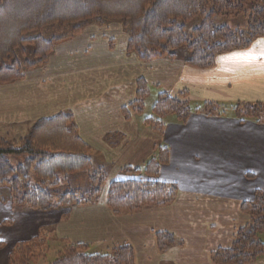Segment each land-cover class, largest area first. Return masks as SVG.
<instances>
[{"label":"crops","instance_id":"obj_1","mask_svg":"<svg viewBox=\"0 0 264 264\" xmlns=\"http://www.w3.org/2000/svg\"><path fill=\"white\" fill-rule=\"evenodd\" d=\"M128 40L122 26L115 23L90 25L58 43L46 64L26 71L21 81L0 86V125L23 134L32 127L28 120L72 109L81 138L90 147H98L111 162L110 184L138 177L127 169L144 171L160 148H167L169 162L153 179L176 185L178 199L166 207L115 215L108 206V186L98 202L30 212L13 206L10 192L0 186V241L11 245L40 232L44 236L53 232L61 244H96L109 250L128 243L134 248L136 264H159L162 256L171 253H175L174 264H213L212 253L230 248L238 232L250 225L243 204L253 203L258 193L264 194V120L234 112L238 104L264 105V59L237 55L254 45L257 52L264 49V43H258L264 36L247 48L220 54L214 65L205 69L179 59L145 64L128 54ZM139 79L174 98L186 92L194 111L185 121L170 116L162 133L149 126L139 128L121 114L118 98L123 94L128 97L130 83L134 94ZM206 103L226 111L208 114L202 110ZM110 138L120 142L117 147L107 143ZM10 161L20 160L11 157ZM181 198L186 216H194L198 222L200 236H181L184 246L163 255L155 234L172 230L169 211ZM10 221L11 226L7 225ZM215 228L219 232L212 235ZM6 261L5 251L0 250V264ZM252 264H264V257Z\"/></svg>","mask_w":264,"mask_h":264},{"label":"trees","instance_id":"obj_2","mask_svg":"<svg viewBox=\"0 0 264 264\" xmlns=\"http://www.w3.org/2000/svg\"><path fill=\"white\" fill-rule=\"evenodd\" d=\"M249 5L252 8L244 31L213 25L215 15H239ZM208 7H212L209 14ZM197 17L203 19L202 25L189 38L185 24ZM115 23L129 36L128 54L136 55L140 61L175 60L179 51L187 50L190 56L184 58L185 62L205 69L212 67L220 54L247 48L264 36V0H0V86L21 81L26 71L46 64L58 43L79 35L86 27ZM65 27L72 29L69 37L46 39L41 34L46 29ZM137 84L136 96L142 104L147 82L139 79ZM186 96V92L176 98L167 93L160 95L154 107L156 118L147 119V125L162 133L163 117L176 115L185 121L194 111ZM225 109L213 103L202 108L208 114ZM234 112L240 117L264 120L263 104H238ZM11 157L28 159L14 168ZM92 157L91 147L81 138L70 113L42 118L17 144L0 137V186L9 188L14 205L33 211L98 202L101 188L108 180L103 168L93 176L88 175L92 190L81 200L76 191L61 195L50 190L60 185L59 174L67 180L71 175L92 169ZM168 162L169 151L161 147L144 171L127 169V173L138 177L112 182L107 195L112 212L134 214L171 205L179 188L153 179ZM34 179L39 184L33 186ZM242 212L250 215V225L238 232L230 248L212 253L213 264H252L264 257V242L259 239L264 232V194L258 193L253 203H244ZM155 236L161 253L168 245L182 246L169 232H157ZM88 247L84 243L69 244L53 264H136L134 248L129 244L106 255H88ZM47 250L41 239L21 242L11 254L9 264H34L46 257Z\"/></svg>","mask_w":264,"mask_h":264},{"label":"rangeland","instance_id":"obj_3","mask_svg":"<svg viewBox=\"0 0 264 264\" xmlns=\"http://www.w3.org/2000/svg\"><path fill=\"white\" fill-rule=\"evenodd\" d=\"M251 8H252V6H250V5L246 6L244 13L239 14V15H220V14H217L213 17V25L217 28L228 26L233 31H235V30L244 31L247 27V24H248V18L250 15ZM211 10H212V7H208V9L206 11L209 14L211 12ZM202 22H203V19L201 17H197V18L193 19L192 21H190L189 23L185 24L186 25V34L189 38L193 35V31L195 29H198L202 25ZM41 34L46 39H51L52 37L61 38V37L66 36V35L69 37L70 35H72V29L70 27H65L62 29H60V28L52 29L51 28V29L43 30ZM116 45L117 44H115V48H116ZM178 56L179 57L177 59L185 60L184 58H188L190 56V53L187 50H181V51H179ZM143 63L147 64L149 62H143ZM24 78H25V75H24ZM4 86H6V85H4ZM137 86H138V84H137ZM133 87H134V85L130 83L128 86V97H126L124 94L122 96L118 97L120 100V103H121V110H120L121 114L124 116V118L126 120L131 121V122L133 121L134 123H137L139 125V128L147 127L148 126L147 122H146L147 119L156 118L154 107L157 104V102L159 101L160 95H162L166 91L163 89L161 91H158V88H155L154 86L147 83V95H146L145 99H143L142 104H141V103H138V97L136 96V92H137L138 88H136V92H134V94H131V92L133 91L132 90ZM132 95H133V97H132ZM62 103H64V105H65L66 100H64ZM62 103L60 104L61 110H62ZM62 112L70 113L74 118V112L72 109L70 110L69 108H65L64 110H62ZM170 116L177 117L176 115H167V116L163 117L162 121L164 122V124L166 121H168L167 119ZM74 121L78 127V123H77L76 119H74ZM28 122H29V126H31V125L33 126L35 124V122H37V120H35V121L28 120ZM22 127H23V125L20 126V128H22ZM149 127L153 131H155L153 129V127H151V126H149ZM26 133L27 132L20 134L19 131H15V130L14 131H8L6 128V125H3V124L0 125V137L9 138L12 144H17L19 142V140L21 139V137H24V135ZM114 138H116V137H114ZM114 138H110L107 141V143L110 144L112 147H117L120 142L115 140ZM99 150L100 149L98 147H92L91 146V155L93 156L92 157V159H93V163H92L93 168L92 169H88V170H85L81 173L71 175L69 177V179H67V180L65 179V177L62 174H59L60 185L57 188H53L50 190L52 192L57 191L61 195H64V194L69 193L71 191L72 192L76 191L78 193L77 197L79 200L83 199V197L88 195L87 192L92 190V186H91L92 182L90 180V177L88 176L89 174L91 176H93L100 169L103 168V170L106 171V174L109 177H110V175H112V169L110 166L111 162H109L105 158V156L103 155V152H101ZM14 158H17L18 160H20L18 163L14 162V161L12 162L13 164H15L14 168H17L20 165L24 164L25 160L28 159V157L27 158L26 157L25 158L24 157H14ZM129 169H131V168H129ZM123 174L127 175L125 172ZM131 175H132V173H131ZM32 177H34L33 174H32ZM121 181H124V180H121ZM31 184L33 186H35V185L39 184V182L37 180H35V181H32ZM109 184H110V182H108V180H107L106 184L101 188V194L99 195V197H101L105 193L106 188L109 186ZM6 189L10 192L8 187ZM8 196H4V198H6L7 200L10 199V197H8ZM177 199H178V196H177ZM0 201H1V199H0ZM183 204H184V198H181L179 203L177 205H175L174 207H172L171 211H169L170 216H171L172 228H171V226H169V227L172 230L160 231V232H169V233L173 234L175 236V238L178 240V242L179 241L182 242V246H184V244H185L184 238H187V239L191 238V237L196 238L197 236H200L198 232H200V230H201L198 222H195L194 216H191L188 214L186 216V211H185V207ZM13 206L18 207V205H14V204H13ZM20 207L26 208L30 212H48V211H33V210H30L29 208L22 206V205ZM63 208H69V207H63ZM15 210H17V208H15ZM50 211H52V210H50ZM18 212H21V211H18ZM166 212H168V211H166ZM12 223H13V227H14L16 225V221L13 219ZM12 223H11V221L7 222V225L9 224L11 226ZM192 226H193V229H191ZM218 232H219V230L217 228H215V229H213L212 235L218 234ZM181 236H183L184 238H182ZM9 237H11V236H9ZM213 238L214 237H212V239ZM33 239L43 240L45 242V244H47V248H48L47 253H46V257L44 259H41V260L35 262L34 264H53L56 261L59 253L63 249L68 247L69 244H72V243L61 244L60 240H58L56 234H54L53 232L47 233V234H45V236H44L43 232H40L39 236L32 238L30 240H27V241H32ZM259 239L264 242V232L259 234ZM6 240H7V238H6ZM27 241L23 240V241L13 243L11 245H9L3 241H0L3 244V247L0 250H4L6 257H7V261L5 262V264H9L10 256L12 253H14L16 246L21 242H27ZM124 244H128V243L115 245L113 248H111L109 250H106V247H99L96 244L89 245V247L87 249V254L88 255L112 254L113 250L115 248L123 246ZM206 245H210V244H206ZM211 245H213V244H211ZM182 246H180V245H178V246L168 245L166 247L165 251L162 252V254L163 255L169 254L172 249L177 248V247H182ZM189 246H191V244ZM187 250H190V248ZM174 256H175V253H171L170 257L162 256V259H161L159 264H174V260H173ZM139 261H142V262L144 261L143 258L141 257V255L139 256ZM136 262H137V259H136Z\"/></svg>","mask_w":264,"mask_h":264},{"label":"snow or ice","instance_id":"obj_4","mask_svg":"<svg viewBox=\"0 0 264 264\" xmlns=\"http://www.w3.org/2000/svg\"><path fill=\"white\" fill-rule=\"evenodd\" d=\"M258 43H264V41L258 42ZM237 55L244 56L250 60H256V59H264V49L260 50L259 52L255 51V45L252 49L247 50L243 53H238Z\"/></svg>","mask_w":264,"mask_h":264}]
</instances>
